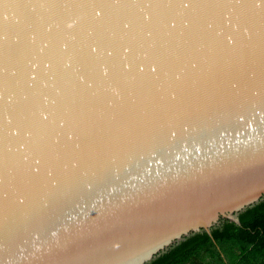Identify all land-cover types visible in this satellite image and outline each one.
Wrapping results in <instances>:
<instances>
[{"label":"water","instance_id":"obj_1","mask_svg":"<svg viewBox=\"0 0 264 264\" xmlns=\"http://www.w3.org/2000/svg\"><path fill=\"white\" fill-rule=\"evenodd\" d=\"M264 201V0H0V264H143Z\"/></svg>","mask_w":264,"mask_h":264},{"label":"trees","instance_id":"obj_2","mask_svg":"<svg viewBox=\"0 0 264 264\" xmlns=\"http://www.w3.org/2000/svg\"><path fill=\"white\" fill-rule=\"evenodd\" d=\"M226 221L212 235L197 233L150 264H264V201Z\"/></svg>","mask_w":264,"mask_h":264},{"label":"clouds","instance_id":"obj_3","mask_svg":"<svg viewBox=\"0 0 264 264\" xmlns=\"http://www.w3.org/2000/svg\"><path fill=\"white\" fill-rule=\"evenodd\" d=\"M147 259L146 255L138 256L134 261L133 264H143V261Z\"/></svg>","mask_w":264,"mask_h":264}]
</instances>
